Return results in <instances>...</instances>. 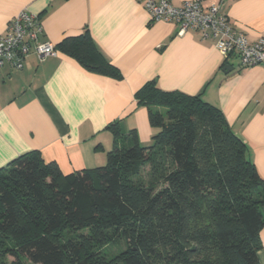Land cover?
<instances>
[{"label":"trees","instance_id":"trees-1","mask_svg":"<svg viewBox=\"0 0 264 264\" xmlns=\"http://www.w3.org/2000/svg\"><path fill=\"white\" fill-rule=\"evenodd\" d=\"M56 48L122 77L88 31ZM136 99L149 144L115 121L104 165L64 173L32 150L0 168V264H262L264 178L223 111L155 80Z\"/></svg>","mask_w":264,"mask_h":264},{"label":"crops","instance_id":"crops-1","mask_svg":"<svg viewBox=\"0 0 264 264\" xmlns=\"http://www.w3.org/2000/svg\"><path fill=\"white\" fill-rule=\"evenodd\" d=\"M25 9L40 16L42 39L55 45L88 31L122 77L91 72L61 51L44 59L32 52L21 69L1 67L0 168L32 150L64 173L104 165L113 145L107 126L115 121L149 144L158 128L136 93L155 80L219 107L264 178V67L225 59L201 30L178 35L176 23L152 20L140 0H0V35ZM221 11L250 41L264 36V0H223ZM261 238L264 264V227Z\"/></svg>","mask_w":264,"mask_h":264},{"label":"built area","instance_id":"built-area-1","mask_svg":"<svg viewBox=\"0 0 264 264\" xmlns=\"http://www.w3.org/2000/svg\"><path fill=\"white\" fill-rule=\"evenodd\" d=\"M173 1L140 0L152 20L176 23L178 35L189 29L201 30L204 37L216 39V47L225 59L236 55L242 66L264 67V36L252 42L245 32L234 27L228 15L221 11L223 0H190L180 6ZM43 32L39 15L25 9L13 16L0 35V68L21 69L32 52L40 59L57 55L56 45L42 39Z\"/></svg>","mask_w":264,"mask_h":264},{"label":"rangeland","instance_id":"rangeland-1","mask_svg":"<svg viewBox=\"0 0 264 264\" xmlns=\"http://www.w3.org/2000/svg\"><path fill=\"white\" fill-rule=\"evenodd\" d=\"M108 252L110 253H119L120 249L117 246H109L107 247ZM7 263H11L13 261V258L11 256H5ZM27 264H33L30 261H27Z\"/></svg>","mask_w":264,"mask_h":264},{"label":"water","instance_id":"water-1","mask_svg":"<svg viewBox=\"0 0 264 264\" xmlns=\"http://www.w3.org/2000/svg\"><path fill=\"white\" fill-rule=\"evenodd\" d=\"M225 69H229V70H231L232 67H231L230 65H226V66H225Z\"/></svg>","mask_w":264,"mask_h":264}]
</instances>
